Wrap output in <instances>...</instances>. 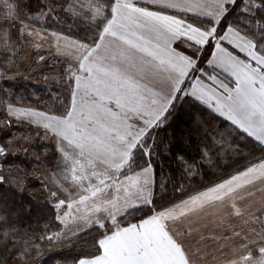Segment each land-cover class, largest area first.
I'll list each match as a JSON object with an SVG mask.
<instances>
[{"label": "rangeland", "instance_id": "1", "mask_svg": "<svg viewBox=\"0 0 264 264\" xmlns=\"http://www.w3.org/2000/svg\"><path fill=\"white\" fill-rule=\"evenodd\" d=\"M37 1L41 5L40 8L27 10L28 20H26L21 13L24 10L18 0H0V26H3L0 27V71L4 73L0 76V96H5L6 102L11 100L14 104L30 108L34 112V115L27 119H12L11 126H0V143H7L10 140L9 147L13 149L14 138L19 135L17 129L24 126L38 132L37 138H41L47 143L52 142L57 148L59 159L55 167L56 173L53 177L50 176L54 185L60 188V194L57 197L76 202L81 209L98 210L88 223L72 225L69 229L61 230L63 231L62 239L66 240L64 237L70 231H75L77 228L82 230L83 227H88L91 223H99L105 229V235L101 237L104 241L105 255L101 258L107 257L111 252L110 244L118 240L117 232L122 230L124 228L122 226L127 222L129 224L128 229L145 228L142 231L143 234L141 233L142 236L139 237L153 238L154 244H158L154 239L161 241V237L166 238V241H173L174 244H177L176 241L188 242L190 244L188 254L193 264H214L218 260L234 259L233 249L239 248L245 236L249 241H254L249 245L248 250L250 251H255L261 243H264L259 235L262 225L251 219V214H254L260 220H264V178H260L250 185H243L244 177H242L243 179H236L241 182L232 181L231 187L235 191L227 193L224 189L230 187L228 184H224L223 188L218 187L233 176L238 178L237 174L243 172L246 165L226 179L217 181L211 187H205L203 184L197 185L194 187L196 190L191 189L190 193L188 192L189 194L187 193L185 196L183 192V196L178 199L161 201L158 207H162L164 211L142 221L139 228L134 226L136 217L141 216L144 210L129 212L128 209L143 201L129 199L114 202L106 192L98 194L94 198L90 195L87 189L89 188V181L95 183L93 172L107 171L111 175L112 168L126 166L124 161L132 148L127 153L124 150L127 149L130 141L135 142L133 148L136 143H142V139L148 130L141 138L137 132L140 129H146L151 124V120L160 115L162 109L165 108L161 105V102H165L163 99L166 93L165 86L160 85L162 82L141 80L148 89L153 87H158V89L139 90L145 85L137 83L139 81L134 80L136 77L132 78L128 71L121 66L122 61L117 54V46L113 51L116 41L109 37L104 38V45L109 53L102 55L101 66L98 67L99 62L96 61V68L93 70L88 64V59H84L83 68L86 71H80L82 57L84 58L88 51L94 50L91 49V44L89 43L86 47L81 43H74V41H83L84 39L63 33L69 39L61 38L56 42L57 46L63 48L67 44L69 47L64 48L62 54H58L50 33L68 19H63L64 13L58 10L59 4L63 0H55L57 12L53 14L54 16L43 14L46 12L43 0ZM126 2L129 7L126 12L122 13L124 20L127 21V24H135L137 20L141 21L138 31L146 37L149 33L145 31V25L155 29L158 25H162L158 27V30H171L178 27L175 18L158 14H164L162 11L150 12L146 8L144 11H137V8L142 7V5H136L134 0H126ZM56 15L62 17L61 22L56 20ZM83 19L84 23H93L87 16H84ZM56 32L61 33L57 30ZM136 32L137 29H133V34ZM37 44L40 45L39 49L36 48ZM120 44L130 49L124 43ZM181 44L179 50L193 59L194 52L186 51L184 45L189 48H196L194 44L188 40L181 41ZM9 52L12 53L11 56L6 55ZM163 53L165 54V51ZM40 56L45 57V59L39 60ZM128 60L126 59L125 63ZM69 66L79 77L76 79L77 83L76 80L74 82L69 80L67 71ZM88 71H97L87 80L85 77V80L90 81V83L83 81V76H81L88 75ZM121 73H125V75L121 76L123 82L119 83L118 74ZM159 78H167V75H161ZM128 80L131 82L130 84L127 83ZM63 86L65 92L62 91V93L66 94L63 93L65 97L61 98L58 96V92ZM2 107L0 105V109ZM4 119L6 118L3 111H0V120ZM65 125L74 129L76 134L73 137L68 134ZM107 126L110 131L105 128ZM120 126H123V130ZM124 126H126L127 131L124 130ZM45 127L48 129L47 132L44 131ZM5 132H8L7 136H5ZM117 136H119L120 141L117 140ZM68 137H72L73 141H67L65 138ZM70 141L75 147L70 145ZM113 143H119L120 146L115 147ZM122 144L125 146H121ZM11 155L9 153L4 158V164ZM31 159L35 161V158ZM101 159H107L109 162L100 164L98 161ZM7 176L6 174L5 180H7ZM165 185V183L160 184L158 196L164 195ZM237 185L243 186L237 187ZM251 193H255V195H250ZM80 196L89 198L83 204H79ZM193 197H200L199 202H203L205 206L195 212L180 215L188 207L183 201L191 203ZM218 197H223V199H217ZM52 201L54 202L53 199ZM233 205L241 209L243 215H232ZM125 213L127 214L125 215ZM106 220H111L112 223L105 225ZM112 227H115L117 231L111 234L107 233V229ZM186 228L192 229L191 235L186 234ZM252 229H255V232L251 231ZM93 230L92 236H99L101 229ZM234 231H239L241 235L239 237L233 236ZM125 233L130 238L135 235L130 234V231ZM201 235L205 239L201 240ZM211 236H231L232 239L228 241L216 240L212 239ZM198 242L201 244L199 251L193 250ZM222 244L224 245L223 248H221ZM173 249L160 251L159 247L153 245V260L143 258L138 262L149 261L153 264H168L171 261L174 264H180V258L176 262L174 261L177 253ZM160 254L163 256L160 257ZM162 259L168 261L165 262Z\"/></svg>", "mask_w": 264, "mask_h": 264}, {"label": "snow or ice", "instance_id": "2", "mask_svg": "<svg viewBox=\"0 0 264 264\" xmlns=\"http://www.w3.org/2000/svg\"><path fill=\"white\" fill-rule=\"evenodd\" d=\"M43 3L46 9L43 14L54 16L53 14L57 12L55 0H43ZM134 3L142 5L137 8V11H144L145 8L150 12L159 10L165 16L175 18L178 27L171 30H157L145 25V31L149 35L146 37L140 34L138 30L141 21L137 20L135 24H127L123 18L122 13L126 12L129 7L126 0H63L59 4L58 10L64 13L63 18L71 19L73 25L80 22L84 16L93 21L91 24L85 23L84 29L75 30L78 32L94 31L95 35L86 36L83 41H74V43H81L87 47L89 41H92L91 47L97 52L105 37L127 45L131 49L132 55L125 67L133 76L142 81H151L161 75H168L171 63H174V61L171 63L163 61L158 56L147 52L146 49H152L156 45L167 48L169 43L173 50L179 49L182 46L181 40L189 39L184 31L189 28L197 29L207 36L206 42L202 44L196 40L190 41L196 45V48L184 45L186 51L194 52L195 63L182 80L181 86L176 89L174 94H170L167 107L162 109L157 123L148 129L142 143H136L135 147L131 149L124 161L126 166L112 168L111 175L107 171L93 172L95 183L89 181L87 191L93 198L106 192L114 202L129 199L143 201L128 209L129 212L144 210L141 216L136 217L134 226L139 228L142 221L164 211L162 207H158L161 197L157 195V192L165 171L161 170L158 182L157 168L153 159L171 152V133L166 137L160 135L157 130H162L164 125L168 124V116L177 108L181 109V117L178 118L190 121L189 127L199 129L205 139L200 145L198 160H189L183 153L176 154L178 167L176 170L168 172L169 176L172 175V172L182 175L188 167H195L201 162L202 157L217 148L218 136L232 135L233 130L239 134V137H246L253 143L254 152L264 153V0H134ZM188 16L194 17L204 24H194L185 19ZM55 18L61 22V16L56 15ZM105 21L107 23H104ZM73 25H69V28L72 29ZM133 29H137L136 34H133ZM29 34L31 35V33ZM50 35L54 39L57 53L62 54L64 48L69 45L65 44L62 48L57 46L56 42L61 38L68 40L69 37L56 31H52ZM233 35L238 38L239 42L231 38ZM36 48L39 49L40 45L37 44ZM221 49L230 51L239 61V65L229 64L219 55ZM6 55L11 56L12 53L9 52ZM38 59L42 61L45 57L40 56ZM67 71L70 81L74 82L78 79L70 66ZM80 71H86V69L81 67ZM2 75L4 73L0 71V76ZM198 81L210 85L208 91L211 92V103L206 102L204 97L199 95L193 87L194 83ZM181 97L183 98L181 99ZM178 101L179 107H177ZM0 105L3 106L0 111H3L6 118L0 120V126H11L12 119H27L34 115L30 108L18 106L11 100L6 102L5 96H0ZM205 114H210L212 119L202 118ZM44 131H48L47 127L44 128ZM152 132L156 133V137L151 135ZM185 141L187 142V137H185ZM10 143V140L7 143H0V182L5 181L7 174L15 184L18 183L16 174L19 169L6 168L3 163L4 158L14 151L9 147ZM98 163L106 164L103 159ZM249 173H256V175L248 178ZM237 175L245 177L243 185H250L264 177V156L250 160L244 171ZM121 177L123 178L121 179ZM236 179L237 176H233L218 187L223 188L224 184H228L230 187L224 191L226 193L235 191L231 187V183ZM243 185H237V187ZM250 195H255V193ZM50 197L56 201L53 203L55 215L52 218L54 222H58L61 230L69 229L72 225L88 223L98 212V210L87 208L81 209L76 202L71 200L59 199L54 191L50 193ZM88 198L80 196L79 204H83ZM217 199H223V197ZM183 203L188 207L180 215L195 212L205 206L203 202H199L197 197H193L191 203L189 201H183ZM232 215L241 216L243 212L233 205ZM251 219L262 225L259 235L260 239L264 241V220H260L254 214H251ZM104 223L107 225L112 221L106 220ZM49 227V225H45L46 229ZM122 227L127 228L129 224L126 222ZM93 229H101L100 235L92 238L91 246L80 248L78 257L70 261V264H100V258L104 253L101 237L105 235V229L101 224L91 223L88 227H83L82 230L77 228L75 231H70L64 239L74 240L77 236L86 235ZM61 230L51 231L47 236L41 237L40 242L35 244V255L41 254L40 244L45 240L48 244H52L54 240L63 243V231ZM116 231L115 227L107 229L109 234ZM251 231L255 232V229ZM185 232L191 235L192 229L186 228ZM240 235L239 231L233 232V236L239 237ZM211 238L224 239L225 241L232 239L231 236H211ZM200 239L203 240L205 237L201 235ZM176 243L184 254V264H193L185 245L179 241ZM251 243L254 241H249L245 236L239 248L233 249L235 258L221 261L220 264H264V243H261L255 251H250L248 249ZM223 247L222 244L221 248Z\"/></svg>", "mask_w": 264, "mask_h": 264}, {"label": "trees", "instance_id": "3", "mask_svg": "<svg viewBox=\"0 0 264 264\" xmlns=\"http://www.w3.org/2000/svg\"><path fill=\"white\" fill-rule=\"evenodd\" d=\"M18 2L24 10L21 13L26 20H28L27 10L39 9L41 6L37 0H18ZM185 19L194 24H204L191 16ZM83 20L73 25V21L67 19L54 30L82 39L86 36H94V31L75 30L85 28ZM69 25H73L72 29ZM89 43L92 44V41ZM64 90L63 86L58 92L59 95L58 93L56 95L64 98ZM177 107H179V101ZM178 117H181L180 108L168 116L169 122L162 130H157L160 135L166 137L171 133L172 140L171 152L153 159L157 168L158 182L161 170L165 171L160 182V184H166L161 201L178 199L183 196V192L185 196L191 189L196 190L194 187L197 185L211 187L217 181L226 179L244 165H248L250 160L264 156V153L254 152L253 143L246 137H239V134L233 130L232 135L218 136L217 148L202 157L201 162L195 167H188L182 175L172 172L169 176L167 173L178 167L176 154L183 153L189 160H198L200 145L205 139L199 129L189 127L190 121ZM202 118L212 119L210 114H205ZM17 131L19 135L14 138V151L7 159L5 166L13 170L19 169L16 174L18 183H12V179L8 176L7 180L0 183V264H70V261L78 257L80 248L91 246L94 230L86 235L77 236L74 240H63V243L54 240L52 244H48L45 240L40 244L41 254L35 255V244L40 242L41 237L47 236L51 231L61 230L58 222L53 221L55 200L53 202L50 197L53 191L57 195L60 194V188L55 186L50 178L56 173L55 167L59 155L52 142L47 143L37 138L38 132L30 127L24 126ZM7 135L8 132H5V136ZM151 135L156 137L155 132ZM31 158H35V161ZM45 225L50 227L46 229Z\"/></svg>", "mask_w": 264, "mask_h": 264}, {"label": "crops", "instance_id": "4", "mask_svg": "<svg viewBox=\"0 0 264 264\" xmlns=\"http://www.w3.org/2000/svg\"><path fill=\"white\" fill-rule=\"evenodd\" d=\"M156 13H158V12H156ZM158 14L164 15L161 13H158ZM145 16H147V15H145ZM159 26H162V25H158L156 28L157 30H158ZM153 29H155V28H153ZM184 31H185V34L189 37V39H183L184 41L188 40L190 42L191 40H196L202 44V43H205L207 40V36L197 29L189 28V29H185ZM231 38L234 40H237V42H239L238 38L235 37V35H233ZM183 40H181V41H183ZM116 46H117V51H118L117 54L120 56L119 59L122 61L121 66H123V68L126 69L125 68V64H126L125 60L130 59V57L132 55L131 49L126 48L125 46L121 45L120 42L116 41V44H114V46H113V51H115ZM194 46L196 47V45H194ZM106 48L107 47H105L104 40H103V42L99 46L98 52L96 50H90L87 53H85L84 58L82 57V60H81L82 65L80 62L81 67H83V60L84 59L85 60L88 59V64L90 65V67L93 70H95V68H96L95 67L96 61L99 62L97 65H98V67H100L102 55L105 53H109ZM91 49H93V48H91ZM146 51L151 53L154 56H158L163 61H167L170 63L172 61H174V63H171L170 73L167 75V78H159L158 77V78L153 80V82L157 81V83L162 82L160 85L165 86L166 93H165L164 98H163V99H165V102H161V105L167 107L170 94H174L176 89H178L181 86L182 80L187 75V72L191 69V67L193 66L195 61H194V59L185 55L181 50H179V49L173 50L171 48L170 43L168 44L167 48H165L161 45H156L152 49H146ZM164 51H165V54L163 53ZM219 55L222 56L229 64H232L233 66L239 65V61L236 59V57L232 53H230V51L225 50V49H221ZM122 59H125V60H122ZM88 72H89V74L86 76L81 75V76H83L82 77L83 81H86L91 75H93L97 71L96 72L88 71ZM128 74L131 75L132 78L134 77L130 71H128ZM122 75L124 76L125 73L118 74V82L119 83L123 82V80L121 79ZM85 77H86V80H85ZM188 79H191V77H188ZM134 80L139 81L137 83H139L141 85H145L138 78H136ZM86 82L90 83V81H86ZM76 83H77V80H76ZM127 83L130 84L131 82L128 80ZM193 87L196 89V91L199 95H202L204 97L206 102L211 103V92L208 91V89L210 88V85H205L203 81H198V82L194 83ZM154 88L158 89V87H153V88L148 89L147 86L145 85V87H140L139 90H148L149 91V90H153ZM189 91H191V89H189ZM149 98H151V97H149ZM158 116L156 118H153V120H151V124L146 129H144V130L140 129L137 132L140 135L139 138H141V136L144 135V133L149 129V127L151 125H153L154 122L157 123ZM120 127H121V130H123V126H120ZM65 128L68 131V134H70L72 137L76 134L73 128H71V127L69 128L67 125H65ZM105 128L110 131V128L108 126ZM124 130L127 131L126 126H124ZM53 132H55V131H53ZM72 137H68L65 139L67 141H69V140H72ZM117 140L120 141L119 136H117ZM134 143L135 142L130 141L129 146L124 151L127 153L128 150L133 148ZM70 145L73 146L74 144H72V142H71ZM113 146L119 147L120 145H119V143L118 144L113 143ZM121 146H125V144H122ZM73 147H75V145ZM103 160L105 162H109V160H107V159H103ZM253 175H256V173H249L248 178H250ZM242 177H244V176H239L237 179H243ZM261 178H264V177H261ZM233 181H235V180H233ZM236 181H238V180H236ZM257 181L258 180L254 181L253 183H255ZM239 182H241V181H238V183ZM263 204H264V201H263ZM144 229L131 230L128 228H123L122 230L117 232L118 237H119L118 240L116 242H113L112 244L109 243L110 247H111L109 249L111 250V252H110V254L107 255V257L100 258V264L101 263H104V264H153V262L150 263L149 261H142L141 263L138 262V261H140V259L142 260L143 258H150L153 260V245L157 246V248L159 247L160 251L161 250L168 251L169 248L173 249L175 247L173 250L176 251L177 255H175L174 261L176 262L180 258L181 259L180 264H184V254L181 252L178 244H174L173 241H168V240L166 241V238H163V237L160 238L161 241H158L155 238L154 241L157 242L158 244H154L153 238L147 239V238L139 237L140 235L142 236V234H143L142 231ZM126 231H130V234H135L134 237L130 238L128 235H126V233H125ZM183 244L185 245V248L188 252V249H190V244L188 242L183 243ZM200 245H201L200 242H198L197 246L195 248H193V250L199 249ZM106 246H109V245H106ZM103 247H104V241H103ZM104 255H105V252L103 253V256ZM162 256H163V254H160V257H162ZM195 256H196V254H195ZM163 261L167 262L168 260H163ZM221 261H226V260H218V261H215L214 264H220ZM160 263H161V261H160ZM168 264H174V263L169 261Z\"/></svg>", "mask_w": 264, "mask_h": 264}]
</instances>
